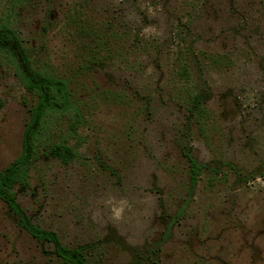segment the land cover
<instances>
[{"label":"rangeland","instance_id":"374dc122","mask_svg":"<svg viewBox=\"0 0 264 264\" xmlns=\"http://www.w3.org/2000/svg\"><path fill=\"white\" fill-rule=\"evenodd\" d=\"M4 11L22 70L65 81L74 112L14 188L52 239L0 199V264H264V0H0ZM36 102L0 64V173Z\"/></svg>","mask_w":264,"mask_h":264},{"label":"trees","instance_id":"16d2710c","mask_svg":"<svg viewBox=\"0 0 264 264\" xmlns=\"http://www.w3.org/2000/svg\"><path fill=\"white\" fill-rule=\"evenodd\" d=\"M7 15L8 12L4 11L0 16V64L6 71L16 73L25 88L37 96V102L31 111L32 118L27 126L23 153L10 168L0 173V199L6 203L10 211L19 216V225L34 238L39 241H51L49 234L29 224L23 216L14 188L17 185L22 188L29 186L30 168L44 139L50 135L51 129L56 127L61 120L68 119L74 110L65 81L50 76L40 79L31 72L22 70L18 62L21 58V46H14L15 38L8 26ZM72 117L70 128L74 130L80 117L77 112ZM63 150L66 151L68 148L56 145L50 149V153L62 158ZM190 161L192 164L191 178L195 182L201 165L192 158ZM64 257L68 264H83L85 261L82 254H78L77 258Z\"/></svg>","mask_w":264,"mask_h":264}]
</instances>
